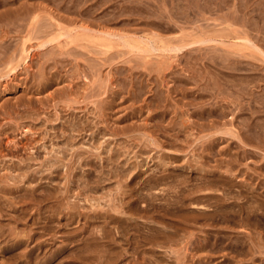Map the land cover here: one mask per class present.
<instances>
[{"label": "rangeland", "instance_id": "374dc122", "mask_svg": "<svg viewBox=\"0 0 264 264\" xmlns=\"http://www.w3.org/2000/svg\"><path fill=\"white\" fill-rule=\"evenodd\" d=\"M263 26L264 0H0V264H264Z\"/></svg>", "mask_w": 264, "mask_h": 264}, {"label": "bare ground", "instance_id": "6f19581e", "mask_svg": "<svg viewBox=\"0 0 264 264\" xmlns=\"http://www.w3.org/2000/svg\"><path fill=\"white\" fill-rule=\"evenodd\" d=\"M107 25H108V24H107ZM263 27H264V26H263ZM39 28H41V27H39ZM126 29H127V28H126ZM85 30H86V29H85ZM261 30L263 31V28H262ZM48 34H49V33H48ZM60 34H61V35H59V36L64 35V33H63V34L60 33ZM116 35H117V34H116ZM109 36H110V35H109ZM118 36H119V35H118ZM118 36H117V37H118ZM125 37H126V36H125ZM54 38H55V37H54ZM57 38L59 39V37H57ZM120 38H121V37H120ZM249 38H250V37H249ZM244 39H245V38H244ZM51 40H52V39H51ZM53 40H56V38L53 39ZM204 40H205V39H204ZM204 40H203V43L206 42L207 39H206L205 41H204ZM247 40H248V39H247ZM249 40H250V39H249ZM125 41H126V40H125ZM200 41H202V40H200ZM211 41H212L211 39L208 40V42H211ZM217 41H218V40H217ZM127 42H128V41H127ZM196 42H198V40H197ZM251 42H252V41H251ZM128 43H129V42H128ZM188 43H189V42H188ZM193 43H195V42H192L191 44H193ZM249 43H250V41H249ZM253 43H254V42H253ZM253 43H252V46H255V45H254L255 43H254V44H253ZM260 43H261V42H260ZM43 44H44V43H43ZM199 44H200V43H199ZM184 45H185V44H184ZM42 46H43V45H42ZM184 47H185V46H181V47H180V46H176L177 49H182V48H184ZM190 47H191V46H190ZM258 47H259V46L257 45V48H255V49L258 51V53H259V52L261 53V51H264V50H262V49H258ZM259 48H260V47H259ZM168 49H169V48H168ZM170 49H171V48H170ZM166 50H167V49H166ZM172 50L175 51L176 49L174 50V48H173ZM256 50H255V51H256ZM178 51H179V50H178ZM257 51H256V52H257ZM174 53H175V52H174ZM220 54H221V53H220ZM228 55H229V54H228ZM232 55H233V54H232ZM261 55H262V53H261ZM261 55H260V56H261ZM263 56H264V54H263ZM263 56H262V57H263ZM216 61H217V60H216ZM249 62H250V61H249ZM249 64H250V63H249ZM90 66H91V65H90ZM239 68H240V67H239ZM87 69H88V68H87ZM13 70H15V69H13ZM262 70H263V69H262ZM245 90H246V89H245ZM245 92H246V91H244V93H245ZM247 108H248V107H247ZM251 113H254V114H255V112H251ZM225 122H226V121H225ZM247 122H248V121H247ZM81 123H82V122H81ZM252 123H253V125H254V126H253L254 128H255V127H258V126H260V127H264V126H262L263 124L260 125L258 122H257V124H258L257 126H255L254 122H252ZM245 124H247V123H245ZM245 124H244V125H245ZM61 126H62V125H61ZM248 126H249V125H248ZM248 126H245V127L247 128ZM249 127H250V130H251V126H249ZM249 127H248V129H249ZM254 128H253V129H254ZM256 129H257V128H256ZM258 129H259V127H258ZM258 129H257V130H258ZM262 129H263V128H262ZM250 130H246L247 132L249 131V133H247V132L245 131V135H246V137H247L248 134H250ZM257 130L253 131V133H254V132L256 133ZM251 132H252V131H251ZM259 132H263V131L261 130V131H259ZM259 132H258V134L261 135L262 133L260 134ZM6 133H7V132H6ZM246 133H247V134H246ZM258 134H257V135H258ZM263 134H264V132H263ZM253 135H254V136H253ZM253 135L251 134V136L255 137V140H256V136H255V134H253ZM235 136H236V135H235ZM249 136H250V135H249ZM249 136H248V137H249ZM251 136H250V137H251ZM263 136H264V135H263ZM250 137H249V138H250ZM253 137H252V138H253ZM259 137H260V136H259ZM238 138H239L238 140L240 141V143L242 142L241 144L245 145V143H244L245 138L242 137V138H244L243 141L241 140L242 138H241V139H240V137H238ZM252 138H250L251 141H252ZM261 138H263V137H261ZM250 139H249V140H250ZM253 139H254V138H253ZM246 140H247V138H246ZM246 140H245L246 143L250 142L249 140H248V142H247ZM260 140L262 141L263 139H260ZM260 140H258V142H259ZM15 141H16V140H15ZM256 141H257V140H256ZM263 141H264V140H263ZM252 142H253V141H252ZM250 143H251V142H250ZM248 144H249V143H248ZM248 144H246V146H248V147L251 146V147H252V145H251L252 143L249 144V145H248ZM259 144H261V142H260ZM262 144H264V143H262ZM254 145H255V144H253V146H254ZM246 146H244V147H246ZM255 146H256V145H255ZM255 146H254V147H255ZM242 147H243V146H242ZM254 147H253V148H254ZM257 147H258V148H257ZM255 148H256V149H259V146H256ZM253 151H254V150H253ZM255 152H256V151H255ZM239 159H240V158H239ZM230 164H231V163H230ZM220 168H221V167H220ZM209 169H210V168H209ZM209 169H208V170H209ZM207 172H208V171H207ZM209 172L213 173L214 175H217L216 171H214V170H210ZM223 179H224V178H223ZM223 179H222V180H223ZM225 180H226V179H225ZM225 180H224V181H225ZM225 182H226V181H225ZM225 182H224V184H225ZM228 182L230 183V185H229V183H227V182H226V183H227L229 186H231V184L233 183V179L230 180V181H228ZM259 183H260V182H259ZM233 184H234V183H233ZM238 184H239V183H238ZM228 185H226V186L229 188ZM236 185H237V184H236ZM239 185H240V184H239ZM242 185H243V184H242ZM237 186H238V185H237ZM245 186H246V185H245ZM257 186H259V185H257ZM233 187H234V186H233ZM241 187H242V186H241ZM248 187H249V188H248ZM250 187H251L250 185L247 186V189H245V191L251 189ZM231 188H232V187H231ZM243 188H246V187H244V185H243ZM243 188H242V189H243ZM256 188H257V187H256ZM260 188H261V187H259V189H260ZM262 188H263V187H262ZM253 189H254V188H253ZM262 190H263V189H262ZM262 190H261V191H256V190L254 189L255 192H261V193L264 192V191H262ZM245 191H243V192H245ZM241 192H242V191H241ZM247 192H248V191H247ZM252 192H253V191H252ZM259 194H260V193H258V195H259ZM262 194H263V193H262ZM249 195H250V194H249ZM255 196H256V195H255ZM255 196H254V197H255ZM256 197H257V199H258V196H256ZM262 197H264V194H263ZM254 199H256V198H253V200H254ZM176 201H177V200H176ZM254 201H255V200H254ZM243 204H245V203H243ZM243 204H242V205H243ZM250 204H251V203H249V205H250ZM223 206H226V203H225ZM247 206H248V205H247ZM229 207H231V206H229ZM243 207H244V205H243ZM243 207L241 206V209H242ZM252 208H253V207H252ZM252 208H251V209H252ZM243 209H244V208H243ZM254 209H255V208H254ZM233 211H235V210H233ZM244 211H246V210H244ZM248 211H250V213H251V212L253 211V209H252V211H251L250 209H249ZM255 211H256V209H255ZM250 213H249V214H250ZM252 213H253V217L256 218V214H255L256 212H252ZM252 213H251V214H252ZM235 214H236V213H235ZM254 214H255V216H254ZM257 215L260 216V217L262 216V214H261V215L257 214ZM258 216H257V218H258ZM231 217H233V216H231ZM234 217H235V215H234ZM260 217H259L258 219L262 220L263 218L261 219ZM255 220H256V219H255ZM255 220H254V221H255ZM256 221H257V220H256ZM110 260H111V259H110Z\"/></svg>", "mask_w": 264, "mask_h": 264}]
</instances>
